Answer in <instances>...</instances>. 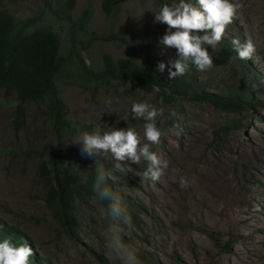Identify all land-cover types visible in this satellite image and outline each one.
Instances as JSON below:
<instances>
[{
  "label": "rangeland",
  "instance_id": "1",
  "mask_svg": "<svg viewBox=\"0 0 264 264\" xmlns=\"http://www.w3.org/2000/svg\"><path fill=\"white\" fill-rule=\"evenodd\" d=\"M101 1L75 0L69 10L72 20L90 9L79 29L61 17L59 0H0L15 23L41 11L28 29L50 27L58 54L69 55L54 77L66 105L65 122L55 121L45 96L24 102L16 126L14 93L0 87L1 218L29 237L35 253L57 264H112L103 240L104 230L115 223L104 214L108 202L93 188L85 191L73 203L75 228L69 234L45 201V192L55 172L65 169L83 179L96 163L95 156H82L80 145L71 143L82 132L132 128L143 144L144 121L132 118L130 108L144 102L163 111L155 121L161 143L151 150L168 161L164 176L157 182L143 180L146 162L101 158L113 193L132 217L131 230L122 226L124 242L137 250L141 264H264V0H231L239 8L224 34L254 44L256 51L246 60L251 69L244 70L237 54L217 45L211 69L200 72L191 65L187 72L205 92L247 86L257 102L233 110L196 96L167 99L163 86L141 90L96 74L103 53L137 64L145 57L155 65L167 60L159 55L158 41L168 26L148 51L140 38L144 29L156 25L153 12L159 10V0H118L113 15L105 14ZM194 4L199 7L196 0ZM207 50L212 52L210 46ZM166 73L167 67L161 74ZM179 128L183 132L177 135ZM181 178L187 187H181Z\"/></svg>",
  "mask_w": 264,
  "mask_h": 264
},
{
  "label": "trees",
  "instance_id": "2",
  "mask_svg": "<svg viewBox=\"0 0 264 264\" xmlns=\"http://www.w3.org/2000/svg\"><path fill=\"white\" fill-rule=\"evenodd\" d=\"M117 1H101V8L105 14H114L117 9ZM171 1L179 2V0H159V9L164 4L170 6ZM74 2L75 0H59L61 17L70 20L79 29H84L90 16V9L85 7L80 15L72 20L69 10ZM190 2L194 3V0H190ZM40 13L41 11L34 12L15 23L11 15L0 4V87L7 88L14 93V108L11 117L16 126L21 122L24 102L29 99H42L45 96L47 97V108L55 121L65 122L66 105L57 94L54 77L58 69L68 61L69 55L58 54V39L50 27L28 29L39 18ZM59 14L58 16H60ZM166 28V24L156 23L152 29L146 28L140 33V38L147 51ZM232 38L234 36H231L230 39L223 37L218 45L222 50L236 54L231 46ZM169 54L175 58V49H172ZM102 63L101 71L96 74L134 83L141 90H150L153 85L163 86L166 88L164 93L167 99H173L175 96L180 98L196 96L227 110L238 108L244 103L257 102L244 84L223 86L216 91L205 92L187 73L183 77L168 80L167 73L164 77L158 72L156 65L148 57H145L141 64H137L129 57L113 59L107 53H103ZM241 66L244 70L245 68L251 69L246 60H241ZM87 72L93 74L90 69H87ZM41 166L48 168L49 165L48 162L41 161ZM95 178L96 163L92 165L83 179L77 173L63 169L60 173L55 172L48 181L45 201L51 206L53 214L69 234H72L75 228L73 203L75 200H80L85 191L93 188ZM106 184L113 192L109 180H106ZM6 237L16 244L27 241L29 246L34 249L31 240L25 233L13 225L6 224L0 216V240ZM29 259L30 264H57L49 258L41 257L34 250Z\"/></svg>",
  "mask_w": 264,
  "mask_h": 264
},
{
  "label": "clouds",
  "instance_id": "3",
  "mask_svg": "<svg viewBox=\"0 0 264 264\" xmlns=\"http://www.w3.org/2000/svg\"><path fill=\"white\" fill-rule=\"evenodd\" d=\"M196 3L199 7L190 0H179L172 6L164 4L158 11L153 12L154 23L168 26L166 33L158 41L161 46L159 55H167V60H161L156 65V70L160 73H163L167 67L168 80L183 77L191 65L200 72L214 66L213 53L219 50L217 45L222 41L228 26L236 18L239 8V5L231 0H196ZM193 32L198 34H192ZM208 46L212 49L211 53L207 50ZM231 46L240 60H250L256 51L250 40L241 43L236 37L232 38ZM169 49H175V58L168 54ZM120 91L123 92L124 89L121 88ZM162 114V109H157L148 103H132L130 116L144 121L145 142L143 144L141 137L134 129L117 127H112L102 134L85 131L71 142L80 145L82 156L96 157V178L93 190L100 200L108 202V208L104 214L115 221L103 233L104 248L112 264H141V261L137 250L126 244L122 238V226L129 230L133 227L132 217L127 207L122 204L120 197L107 186V176L101 158L110 155L116 161L127 160L135 165L146 162L147 167L141 179L160 181L169 164L151 148L161 143L162 133L156 127L155 121L157 116ZM172 115L175 116L174 111ZM182 132L183 129L179 128L176 134L179 135ZM180 185L187 187L188 182L181 178ZM32 255L33 249L27 241L16 244L7 237L0 240V264H30L29 258Z\"/></svg>",
  "mask_w": 264,
  "mask_h": 264
}]
</instances>
